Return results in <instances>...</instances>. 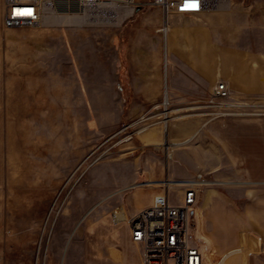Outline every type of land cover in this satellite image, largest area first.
Instances as JSON below:
<instances>
[{
    "label": "rangeland",
    "instance_id": "1",
    "mask_svg": "<svg viewBox=\"0 0 264 264\" xmlns=\"http://www.w3.org/2000/svg\"><path fill=\"white\" fill-rule=\"evenodd\" d=\"M152 1L136 0L118 27L8 28L0 0V264H92L86 230L104 212L199 173L212 181L198 187L191 211L205 264H264V112L217 115L208 102L224 80L231 101L264 103V61L254 55L264 51V0H216L208 18L173 14L210 28L205 75L172 54L169 32L159 44L140 42L162 27ZM144 53L168 72L157 101L143 93L156 87L132 83ZM183 188H169L172 202ZM102 204L108 210L95 211ZM236 237L244 251L229 255ZM127 245L121 237L94 253L96 264H122Z\"/></svg>",
    "mask_w": 264,
    "mask_h": 264
},
{
    "label": "built area",
    "instance_id": "2",
    "mask_svg": "<svg viewBox=\"0 0 264 264\" xmlns=\"http://www.w3.org/2000/svg\"><path fill=\"white\" fill-rule=\"evenodd\" d=\"M212 0H153L163 16L161 31H169L170 15H194L212 10ZM4 25L8 28L58 25L47 17H68L75 23L94 27H118L136 11V0H4ZM79 22V23H78ZM70 24V23H69ZM210 106L215 114L226 111H263L264 103L231 101L228 82L221 80L213 87ZM229 103V104H228ZM232 104V105H231ZM169 180L153 202L128 217L131 239L141 246L140 264H205L206 256L195 243L192 234L191 211L196 202L198 187L212 184L202 173L185 182L181 202L170 200ZM247 251V250H246Z\"/></svg>",
    "mask_w": 264,
    "mask_h": 264
},
{
    "label": "crops",
    "instance_id": "3",
    "mask_svg": "<svg viewBox=\"0 0 264 264\" xmlns=\"http://www.w3.org/2000/svg\"><path fill=\"white\" fill-rule=\"evenodd\" d=\"M3 5H4L3 13H5L4 0H3ZM236 9H239L238 11H243L240 5L236 6V1H235L232 8V13L234 14V17H236V13H237ZM249 9L248 12L250 11ZM201 15L202 18L209 17V15L206 14V12H202ZM161 16H162V12H161ZM169 24H170V28L168 31L170 34L169 42L172 43V48H171L172 54L174 55L176 53H179L185 55L186 59H189L194 63L196 62L194 66H191V69L192 68L195 69L198 75H205L202 74L204 66L201 63L204 56L208 53V48L210 46L209 42L211 38V31L208 25L201 23L200 25L185 26L182 25L178 20H176L173 14L170 15L169 17ZM160 31L161 29L159 27L151 31L146 30L145 32H143L138 36L140 37V42H142V44L147 42L152 44H159L161 38ZM234 36H236V32H234ZM236 52H241V51L239 49L238 50L236 49ZM254 55L256 57L260 56L261 62L264 61L262 60V58L264 57V51L259 50ZM140 57L142 61L140 62L141 64L139 66L135 67L134 70L135 80L132 83L142 84V85L151 84L154 87H156L152 92L143 90L144 91L143 93L145 100L157 101L160 98L159 95L161 93L162 84L164 83L165 86V81L168 78L167 77L168 72L167 70H164L165 69L164 63H162L159 58H158L159 60L153 58L152 62H150L149 54L144 53ZM172 65H174L173 61H172ZM212 78L213 77H211V81H213ZM167 84L168 82L166 83V86L170 91V94L171 93L175 94L177 92L176 88L173 86L175 82L171 81L170 74H169V86ZM161 190L162 189L157 191L156 188H151V187L145 188L143 190H139L137 192H134L128 201L117 204L111 207L109 210L107 204L99 205V207L96 208L95 211L98 212L99 211L104 212L106 210L108 211H106V213L104 212L102 217L97 219V221L92 225H90L86 230L87 244L85 249L87 251L88 262L92 264H96L95 262L96 256H94L93 254L94 253L101 254L106 252V247L108 245L115 246L116 244L119 243L120 238L123 237L125 241L128 243V245L124 248L123 255H121V263L140 264L141 246L133 242L131 239L130 228L128 225V217L133 212L150 205L153 202V198L155 194L161 192ZM99 209H102L104 211H101ZM195 243L200 248H202L201 245L196 241V239H195ZM254 243L256 245V248H258L260 242L257 239H254ZM241 244L244 243H242L241 240L236 237V241H234L231 244L232 246L231 251H228L229 255L235 254L236 251L237 252L244 251L243 248H237ZM235 261L236 264H240L241 258L236 257Z\"/></svg>",
    "mask_w": 264,
    "mask_h": 264
},
{
    "label": "bare ground",
    "instance_id": "4",
    "mask_svg": "<svg viewBox=\"0 0 264 264\" xmlns=\"http://www.w3.org/2000/svg\"><path fill=\"white\" fill-rule=\"evenodd\" d=\"M225 2H227V1H225ZM224 2V3H225ZM228 2H229V0H228ZM215 3H218V2H216V0H212L211 1V7L213 8L214 6H215ZM47 22H50V21H52V22H74L72 19H69L68 17H63V18H57V17H55V16H52V17H47L46 19H45ZM168 33V32H167ZM229 104V103H228ZM232 105V104H231ZM220 115H224V114H220ZM198 130H196L195 132H197ZM195 132H193V133H195ZM194 135V134H193ZM192 137V136H191ZM164 144L166 145V147L168 148V146H175V145H178V144H181V143H176V142H173V141H171V142H168V141H165L164 142ZM180 185V184H184V183H170L169 184V188L172 186V185ZM181 194H182V190H181Z\"/></svg>",
    "mask_w": 264,
    "mask_h": 264
}]
</instances>
